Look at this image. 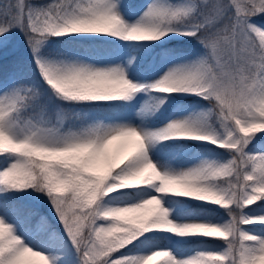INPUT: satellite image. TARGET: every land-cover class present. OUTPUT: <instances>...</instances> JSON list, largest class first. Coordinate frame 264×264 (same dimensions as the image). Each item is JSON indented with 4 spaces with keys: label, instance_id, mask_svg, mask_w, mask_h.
Wrapping results in <instances>:
<instances>
[{
    "label": "snow or ice",
    "instance_id": "1",
    "mask_svg": "<svg viewBox=\"0 0 264 264\" xmlns=\"http://www.w3.org/2000/svg\"><path fill=\"white\" fill-rule=\"evenodd\" d=\"M10 56L0 264H264V0H0Z\"/></svg>",
    "mask_w": 264,
    "mask_h": 264
},
{
    "label": "trees",
    "instance_id": "2",
    "mask_svg": "<svg viewBox=\"0 0 264 264\" xmlns=\"http://www.w3.org/2000/svg\"><path fill=\"white\" fill-rule=\"evenodd\" d=\"M44 2H46V0H43ZM135 3L137 4H140V3H143L144 0H134ZM14 59V57H9L8 58V61L6 62L8 67L7 68H0V78H3V76L7 73V72H10L12 71V68H11V62L12 60ZM40 211L42 212H45V213H48V209L46 206H40ZM221 215H223L224 217L227 216L226 212H224L223 210L221 211ZM57 227H59V225H57ZM222 243V242H221Z\"/></svg>",
    "mask_w": 264,
    "mask_h": 264
},
{
    "label": "rangeland",
    "instance_id": "3",
    "mask_svg": "<svg viewBox=\"0 0 264 264\" xmlns=\"http://www.w3.org/2000/svg\"><path fill=\"white\" fill-rule=\"evenodd\" d=\"M43 2H44V1H43ZM146 2H147V0H144V2H143V3H146ZM16 43H17V45H18V43H19V40H17V42H16ZM224 218L226 219V218H227V216H225ZM246 227L252 228L253 226H246ZM34 259H36V264H42V262H41V261H39V260H38V258H34ZM161 259H162V258H161ZM153 264H157V262H156V261H154V262H153Z\"/></svg>",
    "mask_w": 264,
    "mask_h": 264
}]
</instances>
